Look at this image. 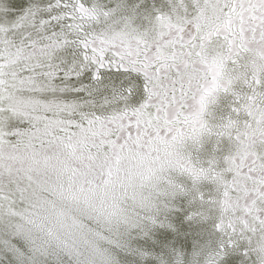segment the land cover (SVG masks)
Segmentation results:
<instances>
[{"label": "snow or ice", "instance_id": "obj_1", "mask_svg": "<svg viewBox=\"0 0 264 264\" xmlns=\"http://www.w3.org/2000/svg\"><path fill=\"white\" fill-rule=\"evenodd\" d=\"M13 114L80 161L116 264H264V0H0ZM7 207L0 264H69Z\"/></svg>", "mask_w": 264, "mask_h": 264}, {"label": "rangeland", "instance_id": "obj_2", "mask_svg": "<svg viewBox=\"0 0 264 264\" xmlns=\"http://www.w3.org/2000/svg\"><path fill=\"white\" fill-rule=\"evenodd\" d=\"M28 128L14 114L0 121V208L6 214L13 203L20 234L36 242L46 235L37 225L51 226L69 264H116L117 218L80 193V161L67 159L51 134Z\"/></svg>", "mask_w": 264, "mask_h": 264}, {"label": "flooded vegetation", "instance_id": "obj_3", "mask_svg": "<svg viewBox=\"0 0 264 264\" xmlns=\"http://www.w3.org/2000/svg\"><path fill=\"white\" fill-rule=\"evenodd\" d=\"M256 223H259L258 219H257V220H255L254 224H256Z\"/></svg>", "mask_w": 264, "mask_h": 264}]
</instances>
